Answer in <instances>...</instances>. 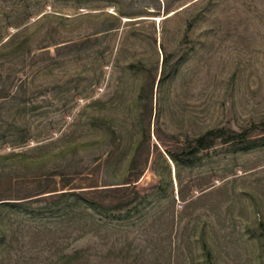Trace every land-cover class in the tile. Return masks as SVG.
<instances>
[{
	"label": "rangeland",
	"instance_id": "1",
	"mask_svg": "<svg viewBox=\"0 0 264 264\" xmlns=\"http://www.w3.org/2000/svg\"><path fill=\"white\" fill-rule=\"evenodd\" d=\"M0 46V177L122 185L151 132L138 213L4 210L0 264H207L205 245L215 264H264V146L188 167L157 135H264V0H0ZM167 54L179 64L162 84Z\"/></svg>",
	"mask_w": 264,
	"mask_h": 264
},
{
	"label": "trees",
	"instance_id": "2",
	"mask_svg": "<svg viewBox=\"0 0 264 264\" xmlns=\"http://www.w3.org/2000/svg\"><path fill=\"white\" fill-rule=\"evenodd\" d=\"M19 33L12 35L11 40L2 49L16 43ZM98 38L86 37L85 39L66 45L55 44L57 51L69 49L73 52H83L92 46V42ZM1 47V46H0ZM48 48V47H45ZM178 64H173V55L167 54L163 61L160 83L170 78ZM155 81L153 80V90ZM4 89H0V98H5ZM152 106V97H151ZM152 115L150 108L149 116ZM253 128L236 131L231 128H215L206 131L202 135L184 140H177L175 144H167L161 135L158 140L166 148V153L177 165L194 166L202 161L210 151L218 146L225 147L231 152L249 151L264 146V135H253ZM151 132L150 125L145 132L144 139L137 146L131 160L129 175L122 185H99L96 180L90 179L85 186H78L75 179L65 171L57 170L48 175L36 177L33 180L18 182L12 178L0 177V221L4 210H26L31 214H37L31 210L30 205L45 201L50 210H60L64 204L73 209L82 208L85 211H93L100 215L111 216L115 219L129 218L140 211L142 205L148 200L138 189V182L144 174L150 154ZM59 177V179H57ZM42 210V209H41ZM207 264H215L212 251L205 245ZM85 252V251H84ZM81 251L67 256L69 262H77L86 259Z\"/></svg>",
	"mask_w": 264,
	"mask_h": 264
}]
</instances>
